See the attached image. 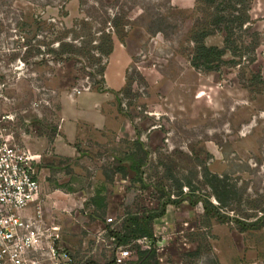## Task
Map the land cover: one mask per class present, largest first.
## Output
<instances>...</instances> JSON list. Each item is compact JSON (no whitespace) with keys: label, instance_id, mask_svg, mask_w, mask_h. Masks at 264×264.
Returning <instances> with one entry per match:
<instances>
[{"label":"rangeland","instance_id":"obj_1","mask_svg":"<svg viewBox=\"0 0 264 264\" xmlns=\"http://www.w3.org/2000/svg\"><path fill=\"white\" fill-rule=\"evenodd\" d=\"M249 10L250 27L238 33L244 56L229 52L208 71L191 64L193 32L213 23L199 0H0V137L33 156L41 191L24 213L75 264H136L137 245L156 247L159 264H264V226L241 231L229 219L264 215V0ZM89 19L94 44L103 31L114 35L103 76L90 74L100 64L48 53ZM224 37L213 31L205 42L223 47ZM24 38L43 53L27 56ZM138 137L150 152L144 184L117 171ZM207 170L237 186L224 212L205 211L203 195L219 203ZM186 181L196 192L185 199ZM99 190L106 209L91 204ZM169 196L155 242L110 236L128 214L144 216Z\"/></svg>","mask_w":264,"mask_h":264},{"label":"trees","instance_id":"obj_2","mask_svg":"<svg viewBox=\"0 0 264 264\" xmlns=\"http://www.w3.org/2000/svg\"><path fill=\"white\" fill-rule=\"evenodd\" d=\"M199 2H204L214 10L212 14L213 23L211 28L195 30L193 32L195 50L191 58V64L198 69H204L208 71L219 70L221 64L224 62V57L227 53H231L234 56H244L241 47H245V43H239V32L246 31L251 24V16L249 10L250 0H199ZM92 18V17H91ZM123 18L122 14H116L112 21V29L119 30V28L124 24L121 22ZM123 20V19H122ZM40 22V20H38ZM97 22V21H96ZM80 29L72 28L74 38L67 41L66 39H61V37H56L52 43L59 41V47H49V54H53L57 60H80V57L88 62V64L98 65L99 68L95 70L96 72H91L93 77L97 75H104L105 67L101 64L102 58L109 57L113 52L115 42L114 35L111 31H103L100 36H98V42L94 44L95 35L93 34V24L92 21L82 20L79 22ZM103 21H101V24ZM248 24V25H247ZM247 25V27H245ZM84 31H88L83 34ZM213 31L225 32L224 46L220 47L217 45H207L205 38ZM40 32V33H39ZM35 33V37L43 33L41 27L31 31V34ZM48 37L47 31L45 32ZM54 28L50 30V34H55ZM81 37V39L79 38ZM30 40V39H29ZM25 46L27 47V56L33 54H42L41 43L39 45L28 44L27 39L24 38ZM45 43V42H44ZM47 45V44H46ZM247 48V47H246ZM84 60V61H85ZM43 59L42 62H46ZM42 64V63H41ZM90 76V75H89ZM103 90V88H100ZM135 147L132 152L126 156L122 164L118 167L117 171L123 176H128L133 174L135 178L144 184L142 167L149 158L150 152L145 148L144 142L138 137L133 141ZM125 162V163H124ZM126 162H128L126 164ZM206 185L212 190L213 195L217 198L218 204L213 203L207 195H203V204L206 213H210L212 209H217L219 212L227 210L237 197H239V192L237 186L231 182L228 175H218L206 171L203 176ZM181 189V195L186 198L190 197L191 194L196 192V186L191 181H186L184 184L179 183ZM183 187H187L189 190L184 193ZM191 204L196 205L199 201H194L192 198L189 200ZM171 202V197L166 200L161 199L160 208L148 211L147 214L141 216L139 214H128L123 226V231H111L110 236L118 240V243L123 245L130 240H141L148 239L151 243L156 241L153 221L157 218L163 217L167 212V207ZM92 206L96 208H107L106 197L102 195V191L99 190L95 196L91 199ZM224 212V211H223ZM226 215V214H225ZM231 221H234L241 231H247L250 229H260L264 226V215L260 216L258 219L252 221L240 218L238 216H229ZM93 218H98L97 215H93ZM137 261L136 264H159L158 260V250L154 246H149L144 248L141 245H137Z\"/></svg>","mask_w":264,"mask_h":264},{"label":"built area","instance_id":"obj_3","mask_svg":"<svg viewBox=\"0 0 264 264\" xmlns=\"http://www.w3.org/2000/svg\"><path fill=\"white\" fill-rule=\"evenodd\" d=\"M40 191L33 156L0 137V264H75L54 237L46 236V226L24 213ZM129 256V250L122 252V258Z\"/></svg>","mask_w":264,"mask_h":264}]
</instances>
